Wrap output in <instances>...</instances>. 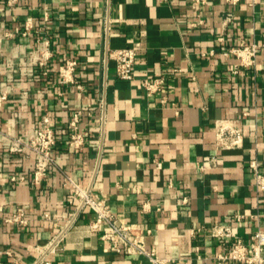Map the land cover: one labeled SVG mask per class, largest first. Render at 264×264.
<instances>
[{
  "label": "crops",
  "instance_id": "obj_1",
  "mask_svg": "<svg viewBox=\"0 0 264 264\" xmlns=\"http://www.w3.org/2000/svg\"><path fill=\"white\" fill-rule=\"evenodd\" d=\"M40 37L51 52L44 68L28 59ZM240 43L259 46L251 64L231 52ZM134 45L135 76L120 80L108 51ZM159 76L162 91L146 96L140 82ZM0 94V264H34L59 232L49 264L146 263L102 240L106 225L89 229L94 213L66 177L119 223L150 230L146 248L170 264H216L236 239L264 232V191L249 168L264 170V0H0ZM74 116L87 132L79 151L68 146ZM44 117L54 163L34 182L33 155L6 147ZM224 127L240 129L237 146L217 145ZM208 155L217 164L201 171ZM17 208L24 226L4 221ZM216 224L231 237L210 236Z\"/></svg>",
  "mask_w": 264,
  "mask_h": 264
},
{
  "label": "built area",
  "instance_id": "obj_2",
  "mask_svg": "<svg viewBox=\"0 0 264 264\" xmlns=\"http://www.w3.org/2000/svg\"><path fill=\"white\" fill-rule=\"evenodd\" d=\"M195 1L203 3L205 0ZM16 2L17 0H7L9 6ZM44 18L47 19L46 16H44ZM231 20L232 15L227 14L225 22H230ZM31 27L30 22H26L21 34L26 36L30 32ZM222 40V37L218 38V41ZM258 49V45L240 43L239 46L233 48L231 52L234 53L242 65H248L253 62ZM136 50L137 46L134 45L132 47L112 49L108 51V57L114 62L115 75L118 79L126 81L133 80L136 73ZM50 56L49 41L45 37H40L36 40L35 48L32 53L29 54L28 59L31 63H36L39 67L44 68ZM75 66L76 63L72 60L67 61L65 66L60 68L59 77L61 82L70 81L71 73L75 69ZM173 71H177V69L174 68ZM43 74H45V72H43ZM165 83V76L145 78L140 82V88L144 94L149 97L161 92ZM5 97V94H0V106ZM160 102L163 104L166 103L165 98L162 97ZM240 136L241 132L238 128H221L217 131L216 135L217 145L221 149L237 146L240 141ZM86 137L87 132L79 129L78 119L74 116L70 122L68 146L79 151L84 145ZM55 144L56 139L54 131L49 124L48 118L44 117L42 118V123L39 127L31 128L23 135L11 136L7 142L6 150L8 153L33 155L34 169L32 178L34 182H38L46 175L49 166L54 163L51 152ZM216 164V155H208L202 157L198 168L201 171H206L214 168ZM249 168L252 171L255 188L264 191V170L260 168L257 161H251L249 163ZM10 179L12 181L16 180L14 176ZM19 179L22 180V177ZM65 182L74 186V192L79 197V208L88 206L94 213V218L91 219L88 225L89 229L92 232H97L102 224L107 226L108 231L101 234V239L108 241L116 253L129 256H142L146 260L145 264L171 263L169 260L157 257L154 252L146 248L144 238L150 233V230L143 231L138 229L134 224L119 223L118 219L115 217L109 206L106 205L104 200H94L90 197L88 191L81 190L74 185L70 177H66ZM235 219L236 221H239L241 215H236ZM4 221L19 226H24L28 223V219L22 208H17V210H15L9 217L5 218ZM231 232V227L229 225L216 224L210 228L209 234L210 236L217 238H230ZM61 233L62 232H59L52 238L49 245L46 246L45 250L40 255L38 261L34 264H49V262L45 260L46 252L53 248ZM216 259V264H230L232 262L243 264H264V232L262 230H257L250 237L249 242L236 239L229 246L227 253L218 254Z\"/></svg>",
  "mask_w": 264,
  "mask_h": 264
}]
</instances>
